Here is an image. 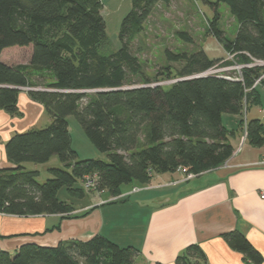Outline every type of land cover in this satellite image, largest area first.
Returning a JSON list of instances; mask_svg holds the SVG:
<instances>
[{
  "label": "trees",
  "instance_id": "obj_1",
  "mask_svg": "<svg viewBox=\"0 0 264 264\" xmlns=\"http://www.w3.org/2000/svg\"><path fill=\"white\" fill-rule=\"evenodd\" d=\"M103 1L0 0V109L22 116L20 93L32 88L26 89L30 98L51 116L45 128L16 132L7 141L6 155L14 167L0 169V214L62 219L86 215L73 212L88 197L80 181L90 173L99 175V190L118 197L123 186H146L154 174L181 169L198 176L218 168L235 150L229 140L235 131L226 127L223 115L240 116L242 126L243 111L260 100L254 83L264 66L246 65L264 61V0H196L214 11L213 35L236 57L237 65H244L241 74L201 76L219 60L200 50L169 53L185 66L168 68L155 82L147 78L132 46L158 4L167 0H132L120 28L121 47L109 55L99 51L107 39ZM222 4L236 21L233 39L217 25ZM13 46H32L29 64L2 59V52ZM232 65L230 60L223 63ZM46 78L51 80L45 83ZM161 81L174 82L154 85ZM40 86L44 89H34ZM71 115L107 160L78 159L72 148ZM246 131L250 144L264 146V121L248 120ZM54 156L65 167L51 168L44 183L38 171L25 166L47 163ZM61 189L67 190V198H60ZM224 238L252 264L264 262L240 231L225 233ZM138 254L134 246L97 234L54 246L24 243L14 253L0 249V264H135ZM193 259L206 260L198 244L189 245L175 262L194 264Z\"/></svg>",
  "mask_w": 264,
  "mask_h": 264
},
{
  "label": "crops",
  "instance_id": "obj_2",
  "mask_svg": "<svg viewBox=\"0 0 264 264\" xmlns=\"http://www.w3.org/2000/svg\"><path fill=\"white\" fill-rule=\"evenodd\" d=\"M258 93L260 100L250 106L248 120L264 121V86ZM19 108L21 117L0 109V169L14 167L6 155L7 141L16 132L36 128L49 114L26 89L20 93ZM240 120L223 115L226 127L235 131L229 136L235 150L218 168L188 181L180 173L155 174L150 184L136 191V186H123L114 202H108L112 197L88 195L73 212H88L79 217L0 214V249L14 253L24 243L54 246L101 234L121 246L136 247L135 264H176V257L191 244L200 245L206 254L205 261L193 259L194 264H252L224 238L225 233L240 231L264 257V166L257 164L264 159V146L247 141ZM49 218H56L59 227H48Z\"/></svg>",
  "mask_w": 264,
  "mask_h": 264
},
{
  "label": "rangeland",
  "instance_id": "obj_3",
  "mask_svg": "<svg viewBox=\"0 0 264 264\" xmlns=\"http://www.w3.org/2000/svg\"><path fill=\"white\" fill-rule=\"evenodd\" d=\"M103 3L104 8L102 14L106 22L107 39L102 44L99 51L103 55H109L121 47L119 38L120 28L124 17L131 10L132 0H104ZM214 15V11L209 6L197 2L196 0H167L166 2L158 4L146 22L143 32L136 38L132 46L134 53L142 62L149 81L155 82L158 78L161 79L164 76V72L167 73L168 68L181 70L185 66L184 61L173 60V57L170 56L169 53H193L200 50H205L210 57L219 60L218 65L215 67L217 70L224 68L221 71L224 74H228L231 71L241 74L243 67H239V64H236V57L230 55L213 35L211 19ZM217 25L227 37L230 39L234 38L237 25L235 18L231 15L230 9L226 4H222L219 8V20ZM186 37L190 38V40ZM31 54L32 46H13L2 52V59L16 64H29ZM229 60L233 62V65L224 67L223 63ZM256 65L264 66L260 65L258 62L252 64V66ZM258 79H260L258 83L259 86H264V72ZM49 80H51V78H46V81L43 82L47 83ZM173 82L174 81H161L160 83H155V85L168 86ZM34 89L43 90L44 88L40 86ZM247 114L248 111L244 110L242 115L244 118L243 126H247ZM50 122L51 116L46 114L36 128H45ZM68 122L72 138V148L77 152L79 160H107V155L100 152L92 144L84 128L74 115L68 117ZM141 139L143 142L145 141L144 135H142ZM25 166L28 170L39 172L38 180L41 183H44L51 177L49 171L51 168L65 167L57 156H54L47 163L27 162ZM172 173H180L184 181L189 180L183 171L176 170ZM98 177L99 175L97 173L93 175L90 173L85 175L80 181L87 186H84L87 194L93 197L98 195L103 198L106 196L112 197L108 202L118 199L120 196L114 197L107 191L99 190ZM148 184H150V182ZM125 187L128 188V186H124V188ZM59 196L62 199L67 198V190L61 189ZM56 221V218H49L48 224L50 225L48 227H53L55 225L59 226Z\"/></svg>",
  "mask_w": 264,
  "mask_h": 264
},
{
  "label": "built area",
  "instance_id": "obj_4",
  "mask_svg": "<svg viewBox=\"0 0 264 264\" xmlns=\"http://www.w3.org/2000/svg\"><path fill=\"white\" fill-rule=\"evenodd\" d=\"M258 63H259L260 65H264V61H258ZM246 66H252V64H250V65H246ZM239 67H244V65H239ZM223 69H224V68L217 70L216 68H212V69H210V70L204 72L203 75H208V74L218 73V72H221ZM229 78H230V77H229ZM259 81H260V79H258V80L254 83V87L257 86V85H259V84H258ZM154 85H155V84H154ZM257 164H258L259 166H264V159L261 160L260 162H258ZM178 171H183V170L178 169ZM196 176H197V175L192 174V173H190V174H186L187 179H193V178L196 177ZM91 180H94V179H91ZM93 182H94V181H93ZM95 182H96V181H95ZM83 185H84L85 187H87L84 183H83ZM93 185H94V184H93ZM91 186H92V185H91ZM138 189H139L138 187H135V188H134L135 191L138 190ZM261 198L264 199V190L261 191Z\"/></svg>",
  "mask_w": 264,
  "mask_h": 264
},
{
  "label": "water",
  "instance_id": "obj_5",
  "mask_svg": "<svg viewBox=\"0 0 264 264\" xmlns=\"http://www.w3.org/2000/svg\"><path fill=\"white\" fill-rule=\"evenodd\" d=\"M201 76H203V74H201ZM27 90H32V88H26Z\"/></svg>",
  "mask_w": 264,
  "mask_h": 264
}]
</instances>
